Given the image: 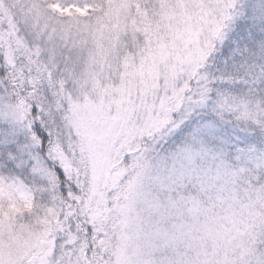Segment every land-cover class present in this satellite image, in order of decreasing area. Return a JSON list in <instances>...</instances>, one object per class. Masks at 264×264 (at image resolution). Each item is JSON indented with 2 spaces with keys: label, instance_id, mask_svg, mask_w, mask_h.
Returning <instances> with one entry per match:
<instances>
[{
  "label": "snow or ice",
  "instance_id": "6c2138e0",
  "mask_svg": "<svg viewBox=\"0 0 264 264\" xmlns=\"http://www.w3.org/2000/svg\"><path fill=\"white\" fill-rule=\"evenodd\" d=\"M0 264H264V0H0Z\"/></svg>",
  "mask_w": 264,
  "mask_h": 264
}]
</instances>
